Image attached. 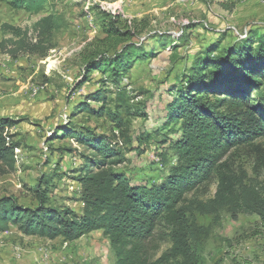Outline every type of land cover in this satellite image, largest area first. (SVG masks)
Returning <instances> with one entry per match:
<instances>
[{"label":"rangeland","instance_id":"374dc122","mask_svg":"<svg viewBox=\"0 0 264 264\" xmlns=\"http://www.w3.org/2000/svg\"><path fill=\"white\" fill-rule=\"evenodd\" d=\"M93 1L94 20L90 24L84 4L77 0H49L37 15L13 7L11 0H0V120L11 123L8 133L12 142L19 145L15 169L3 167L0 171V200L12 198L20 207L35 210L40 205L37 192L41 190L45 191L47 207L70 208L81 215V186L76 178L84 168L85 156L93 151H88L77 139L67 137L65 131L73 130L85 137L90 130L96 137H106L112 144L125 148L112 120L83 109L89 106L98 111L101 103L95 98L107 92V104L115 110V103L109 101L115 95L108 93L117 89L112 82L108 83V72L94 71L84 80L88 51L97 48V40L105 37L103 26L107 16L100 11L101 3H122L124 16L119 28L135 30L138 24L139 30L146 26L130 43L146 51L156 48L160 52L152 60L135 63L120 83L131 98L132 115L128 120L133 143L130 149L125 148L126 161L114 170L137 185L160 183L169 170L160 162L159 154L167 146L157 144L158 136L151 137L139 151L137 138L157 130L164 136L167 134L162 128L166 106L172 99L169 91L175 94L186 84L181 76L187 78L195 60L206 52L204 48L212 43H222V49L233 48L251 32H264V0ZM222 2L235 7L232 11L225 10ZM51 14L58 18L60 28L50 42L42 44L41 51L31 52L15 45L21 38L4 27L26 32L24 44H35L37 22ZM159 36L171 42L177 40L173 44L177 51L171 45L160 49ZM261 78L264 82V71ZM136 110L144 115L136 116ZM122 116L127 117V113ZM257 143L264 150V136ZM231 160L236 169L247 173L251 182L264 185V165L250 149L232 151ZM169 161L170 166L175 163L171 154ZM216 189L214 182L187 198L206 202L213 199ZM199 223L212 226L209 238L198 250L202 264H264V226L259 217L240 215L233 220L222 213L218 225H213L211 217L199 218ZM170 246L168 242L161 244L155 258ZM115 261L109 239L102 232H91L70 243L62 238L27 236L14 225L0 235V264H115Z\"/></svg>","mask_w":264,"mask_h":264},{"label":"trees","instance_id":"16d2710c","mask_svg":"<svg viewBox=\"0 0 264 264\" xmlns=\"http://www.w3.org/2000/svg\"><path fill=\"white\" fill-rule=\"evenodd\" d=\"M48 1L11 0V4L37 15ZM221 6L228 11L235 7L224 2ZM100 11L107 16L103 26L105 37L97 40V48L88 51L84 80L94 71L108 72V83L112 82L117 89L108 93L115 95L109 100L115 103V110L107 104V92L95 98L101 103L98 111L89 106L83 109L112 120L122 138V147L130 149L131 98L120 83L135 63L152 60L160 52L156 48L147 52L130 43L145 31V25L139 30L138 24L135 30H124L118 26L121 16ZM4 27L21 38L15 45L31 52L41 51L42 44L50 42L60 28L56 16L44 17L36 24L35 44H24L26 32ZM157 42L160 49L171 45L177 51L173 45L177 40L171 42L159 36ZM221 47L222 43H212L204 48L206 52L195 60L187 78L181 76L186 84L175 94L169 91L172 99L166 106L162 128L167 134L164 136L157 130L137 138L138 151L151 137L158 136L157 144L167 146L159 158L169 170L160 183L137 185L117 173L114 168L126 161V149L119 148L118 143L96 137L90 130L85 137L73 130H63L67 137L77 139L88 151H93L85 156L84 168L76 178L81 186V215L70 208L47 207L45 191L41 190L37 192L40 205L35 210L20 207L12 198H3L0 235L14 225L27 236L62 238L70 243L91 232H102L109 239L115 264H202L198 250L209 238L212 226L201 225L199 218L211 217L213 225H218L222 213L233 220L251 215L259 217L264 226V185L251 182L247 173L236 169L231 160L232 151L246 148L264 165V150L257 143L264 136V82L260 80L264 71V32H251L233 48ZM123 112L127 117L122 116ZM135 113L144 115L141 110ZM10 126V122L0 120V171L3 167L13 171L16 166L15 151L19 145L12 142ZM170 154L175 160L171 166ZM214 182L217 189L213 199L203 202L187 198ZM167 242L170 248L156 259L161 244Z\"/></svg>","mask_w":264,"mask_h":264},{"label":"built area","instance_id":"2783aa9c","mask_svg":"<svg viewBox=\"0 0 264 264\" xmlns=\"http://www.w3.org/2000/svg\"><path fill=\"white\" fill-rule=\"evenodd\" d=\"M77 1L84 4V12L86 14L87 19L90 21V24H92L91 21L94 20L92 7L95 1L93 0H77ZM182 1L185 2L186 0H182ZM100 9L115 16H124L122 3H111V4L101 3ZM15 159L18 160L17 154H15Z\"/></svg>","mask_w":264,"mask_h":264}]
</instances>
